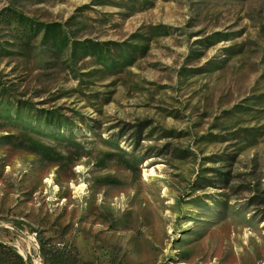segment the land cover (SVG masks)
Returning a JSON list of instances; mask_svg holds the SVG:
<instances>
[{
    "label": "rangeland",
    "instance_id": "obj_1",
    "mask_svg": "<svg viewBox=\"0 0 264 264\" xmlns=\"http://www.w3.org/2000/svg\"><path fill=\"white\" fill-rule=\"evenodd\" d=\"M0 264H264V0H0Z\"/></svg>",
    "mask_w": 264,
    "mask_h": 264
},
{
    "label": "trees",
    "instance_id": "obj_2",
    "mask_svg": "<svg viewBox=\"0 0 264 264\" xmlns=\"http://www.w3.org/2000/svg\"><path fill=\"white\" fill-rule=\"evenodd\" d=\"M57 27H59V26L55 25V24H50L48 27H46V32L48 33V34H46L47 35L46 38L49 36V34H52V33L56 32L55 30H56ZM78 46H79V42H74L73 46H71V48H72L71 51H70V57L71 58L76 57V54L78 53ZM83 48H84L83 56L98 55L97 59H99V60L102 57L100 55V53H102V52H100L101 50H97L96 49V52H94V48L95 47H83ZM17 258L19 259L20 262H22V258L20 256L17 255Z\"/></svg>",
    "mask_w": 264,
    "mask_h": 264
}]
</instances>
